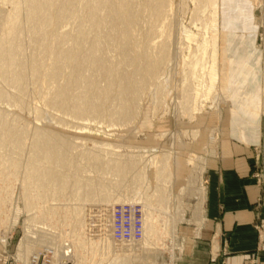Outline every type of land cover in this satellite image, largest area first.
Masks as SVG:
<instances>
[{
	"label": "rangeland",
	"instance_id": "1",
	"mask_svg": "<svg viewBox=\"0 0 264 264\" xmlns=\"http://www.w3.org/2000/svg\"><path fill=\"white\" fill-rule=\"evenodd\" d=\"M129 1L132 2L134 9L137 8L139 11L136 15H140L129 32L130 42L137 47V52L147 51L149 56H153L157 53V45L163 42L164 38L168 41V48L164 52L168 60L165 65L160 66L156 82L149 79L146 83L141 91V98L137 102L138 106L132 109L130 120L120 121V119H116L113 121L108 115L100 118L74 119L71 117L68 108L60 110L52 107L44 97L48 93L51 94L52 91L55 92L58 82L60 85L63 83V77L58 78L53 84L48 83L46 79H41L37 84L39 85L37 91L35 90L38 86H35L32 80L28 81V97L25 98L26 100L24 99L28 109L24 112H20L16 104L10 108L6 104L0 106L2 110L8 111L10 114L19 115L29 129L34 128L40 133L39 136L42 140L52 138L55 135L63 143L61 151L65 155L64 162L61 165L53 166L55 167L53 170L65 174L69 178L70 184L66 194L64 193L61 198L63 204L59 206L55 220L49 221L38 218L33 221L32 217L37 216L36 209L22 210L13 226L10 215L3 224L0 220V239H3V234L13 230L17 236L14 242L20 241L19 244L21 242L23 244V247L20 248L18 244V249L26 248L28 254L36 249H55L57 251L56 257L61 256L59 255L61 253L64 254L66 259L63 264H81L80 259L71 254V250L75 239H84L87 229H90L73 222L69 223L70 228L69 225L64 224V218L61 216L66 214L69 218V213L73 212V207L77 204L70 199V195L75 190L72 184L74 181H78L76 177H79L83 189L87 180H93L94 183L103 182L104 184L118 182L119 185L115 190L126 188L128 196L137 189V193L133 197L136 202L128 201L127 203L137 204L142 209L143 207L138 200L143 198L150 200L149 204L154 208L157 200H159L161 207L163 206L157 212L160 214V218L158 217L157 221L159 222L156 223V245L147 246L145 248L148 249L144 252L141 251L142 254L141 252L137 254L138 245L119 244L114 251L110 249L107 260L103 261L98 260L99 258L93 250H88L84 254L83 260L85 261H82L84 264H94L95 262L117 264L113 262V258L118 255L123 257L120 259H123L127 264H175L180 257H183L189 246L190 232L194 230L200 220L201 204L199 201L202 188L199 186L189 188L188 184L180 187L171 186L173 181L171 173L173 151L181 149L184 144L195 138L192 132L198 125L194 122L197 115H214L215 118L216 116L225 117L226 112L231 109L224 80L226 57L227 60L230 58L231 66L242 67V63L248 68L258 69L257 75L253 76L255 79H251L249 76V80L248 76L243 75L234 77L238 84L243 82L247 84L251 81L250 86H247L248 90L244 93L249 94L248 96L253 100L252 109L257 110L261 128L258 148L260 159L258 165L254 167L252 178L257 181H264V0H207V2H202V5L201 3L195 5L192 0H169L170 6L166 8L167 12L164 13L163 18L156 20L155 23L148 14L147 4L144 0ZM7 9L8 7L1 5L0 2V30L3 23L1 17L6 14ZM150 22L151 26L149 25ZM73 24L71 21L60 24L56 33H73ZM152 25L158 27L160 32L149 31V28L153 27ZM102 55L104 61L111 64L118 61L119 57L117 49L110 46L104 47ZM43 60L46 63V59ZM118 69L121 71L128 70V68L122 67ZM244 77L247 78L244 79ZM188 85L194 86L197 94L193 104L202 106L201 112L196 114L193 120L184 117L183 105L176 98V92L177 94L182 93ZM33 87H35L34 91H32ZM159 87L161 92L157 96ZM204 87L205 93L202 97ZM69 91V93L67 92L68 98L78 93V90L73 86L69 88ZM37 92L39 96L36 94ZM110 101H108L107 106L111 103ZM33 108L38 110V117L36 118ZM205 125L207 124L205 123ZM165 155L170 156L171 179L169 184L167 181L156 180L155 178V173L160 167L158 161ZM175 156V159L178 156L185 158L189 165L188 168H192L189 164L190 161H193L191 156L183 157L178 152ZM15 157L19 162L20 172H23V166L27 162L26 150L22 149ZM110 160L118 161L121 164L136 162L141 180H133L131 171L114 177L106 168V163ZM75 167H78V171H75ZM20 184L19 181L15 184L13 202L16 204L13 203L12 205L22 209L24 190ZM156 198L157 200H155ZM73 203L75 204L73 205ZM7 206L8 204L6 208ZM51 212L54 213L55 211ZM80 213L82 214L81 220H88L87 217L83 216L87 214L86 212ZM74 214L76 213L73 212L72 215ZM69 219H73V217ZM60 220L63 223H59ZM49 225H52L53 228ZM28 227L34 233L31 238L27 236L29 235L26 232ZM60 235L61 237H59ZM80 236L81 238H78ZM67 242L69 243L66 244ZM136 254L139 255L140 262L135 261ZM69 259L74 261L68 262ZM252 259H256L255 254L250 256L249 261Z\"/></svg>",
	"mask_w": 264,
	"mask_h": 264
},
{
	"label": "bare ground",
	"instance_id": "2",
	"mask_svg": "<svg viewBox=\"0 0 264 264\" xmlns=\"http://www.w3.org/2000/svg\"><path fill=\"white\" fill-rule=\"evenodd\" d=\"M205 1L207 2V0H192L195 5L200 3L202 5ZM0 2L1 5L8 7L6 14L1 17L3 23L0 30V106L6 104L10 108L16 104L19 111L24 112L28 109L27 102L24 101L28 97V81L32 80L36 86L41 79H46L48 83L53 84L58 78L63 77V83L60 85L58 82L55 92L52 91L51 94H46V97L43 96L52 107L60 110L68 108L74 119L100 118L108 115L113 121L116 119L128 121L133 107L135 109L138 106L137 102L141 98V91L146 83L149 79L157 80L160 66L165 65L168 60L164 53L168 48V41L165 38L163 42L159 41L157 53L153 56H149L147 51L138 53L137 47L130 42V28L140 15H136L139 11L137 8L134 9L129 0H0ZM144 2L154 23L163 18L162 16L167 12L166 8L170 6L169 0H144ZM69 21L74 23L73 33H56L60 24ZM157 28L150 27L149 31L160 32ZM105 46L117 49L119 57L114 64L104 61L102 54ZM43 59H46V63ZM120 67L128 68V70L121 71L118 69ZM37 86L35 91L39 88V85ZM72 86L78 90V93L68 98L67 92H70L69 88ZM160 92L159 87L157 96ZM204 93L205 87L202 97ZM36 94L38 95V92ZM196 96L192 85H188L180 94L176 92V98L183 105L182 113L189 120H193L194 116L201 112L202 106L193 104ZM109 100L111 103L107 106ZM34 116L38 117V110L34 109ZM39 134L34 128L29 129L19 115L10 114L0 108V217H2L0 220L2 224L10 215L11 224L15 225L22 210L30 211L31 209H36L37 214L32 217L33 221L38 218L52 221L55 215L57 216L59 206L63 204L61 198L64 193L66 194L70 184L69 178L53 170L55 168L53 166L64 162L65 155L61 151L63 143L55 135L52 137L54 139L42 140ZM192 134L193 137L196 136L195 131ZM22 149L26 150L27 162L23 166L24 171L22 169L23 172H20V165L15 155ZM192 158L193 161L189 162L192 166L187 183L189 188L199 184L202 172L201 160L197 157ZM169 160V155L162 156L158 161L160 167L155 173L156 180H164L168 184L171 179ZM75 168V171H78V167ZM106 168L114 177L131 171L133 180H141L136 162L121 164L110 160L106 163ZM76 180L78 181L72 184L75 190L70 195V199L77 202V204L73 203L75 205L74 209L72 208L76 214L72 215V211L69 213L71 215L69 218L73 217V219H69L66 214L61 216L67 226L73 222L82 227L91 226L92 230L87 229L84 239H75L71 254L80 259L81 264H84V254L88 250H93L98 260H107L110 249L114 251L118 244L111 242L102 232L100 222L103 221L101 212L103 208L95 205L136 202L133 197L137 189L128 196L126 188L115 190L119 185L118 182L104 184L87 180L83 189L80 184L81 179L76 177ZM18 181L24 190L22 209L12 205L15 184ZM138 202L143 207V241L136 249L137 254H140L141 251L148 249L145 247L156 245V223L159 222L158 217L160 218L157 212L163 206L161 207L159 200L155 203L157 208L152 207L148 199L140 198ZM90 211L96 216L94 225L90 223ZM80 212H86L87 214L83 216L88 220L86 218L81 220ZM63 222L60 220L59 223ZM49 226L53 228L52 225ZM26 230L29 234L27 236L31 238L34 233L29 227ZM96 231L99 233L95 237L93 234ZM20 247H23L22 242L19 244ZM137 254L134 259L140 262ZM59 255H61L60 259H66L64 254ZM120 257L118 255L113 258V262L127 264Z\"/></svg>",
	"mask_w": 264,
	"mask_h": 264
},
{
	"label": "crops",
	"instance_id": "3",
	"mask_svg": "<svg viewBox=\"0 0 264 264\" xmlns=\"http://www.w3.org/2000/svg\"><path fill=\"white\" fill-rule=\"evenodd\" d=\"M228 60L224 80L231 109L225 117L197 115L195 138L173 151L171 186L187 185L192 169L185 158H174L177 152L200 158L202 167L200 182L194 185L202 188L200 220L190 232L186 254L175 264H248L252 254L257 264H264V181L252 178L260 159V117L244 93L251 81L238 84L234 77L255 79L258 69L242 63V67L231 66ZM14 235L9 230L0 239V264H27L32 256L48 250L52 264H63L55 249H36L30 254L26 248L19 250L20 241L14 242Z\"/></svg>",
	"mask_w": 264,
	"mask_h": 264
},
{
	"label": "built area",
	"instance_id": "4",
	"mask_svg": "<svg viewBox=\"0 0 264 264\" xmlns=\"http://www.w3.org/2000/svg\"><path fill=\"white\" fill-rule=\"evenodd\" d=\"M103 208V221L100 222L103 233L109 237L114 244L138 245L143 239L142 209L137 204H101L95 205ZM106 210H108L106 212ZM91 225H94L95 215L89 212ZM97 222V221H96ZM88 223V224H90ZM97 224V223H96ZM92 230L91 226H88ZM99 232L93 235L96 237ZM103 234V235H104ZM93 236V237H94ZM51 251L32 256L27 264H52ZM249 264H257L256 259L249 261Z\"/></svg>",
	"mask_w": 264,
	"mask_h": 264
}]
</instances>
